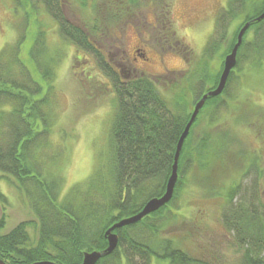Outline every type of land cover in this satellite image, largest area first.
Masks as SVG:
<instances>
[{
  "label": "trees",
  "instance_id": "obj_1",
  "mask_svg": "<svg viewBox=\"0 0 264 264\" xmlns=\"http://www.w3.org/2000/svg\"><path fill=\"white\" fill-rule=\"evenodd\" d=\"M145 1L76 0L84 17L77 24L67 16L64 0H11L13 15L23 13L24 19L18 25L15 40L0 49V172L29 198L36 219L17 222L13 228L2 232L5 225L0 218V258L6 264H29L40 260L80 264L84 251H101L107 246L106 228L122 217L137 213L150 197L163 193L176 142L191 113L184 100V92H168V96L160 91L157 79L148 74L122 80L105 57L103 46L97 43L108 33L116 35L115 29H120L121 23L126 25L137 16L136 11L143 8ZM151 1L155 3V9L163 3V0ZM245 1L237 0L239 8L236 10L231 6L224 9L218 17L214 35L199 53L191 50L174 31L170 19L171 3L165 4L164 18L157 21V27L166 30L161 37L154 36L162 49L164 36L168 46L177 48L183 61L190 62V54L195 56L194 60L202 61L200 65L190 66L187 70L193 73L184 77L191 95L190 104L216 86L219 72L210 71L209 62L217 54L222 59L226 52L231 51L236 32L245 21H249L238 46L236 65L230 71L223 91L217 96H207L198 110L197 117L203 108L208 107V122L212 121L218 108L228 106L227 89L236 68L248 56L253 59L256 54L264 55V18L253 21L263 11L264 0L253 5L254 10L244 15L237 30L230 39L227 38L228 26L244 11ZM39 8L56 23L57 37L61 41L95 58L101 72L109 78L115 96L106 164L97 163L85 184L78 182L65 194H62L64 181L47 169L48 164L58 158V152L45 151L51 141L56 116L54 66L60 62L63 52L57 47L48 59L44 58V24H47L37 22L34 17ZM30 16L35 30L28 46L30 23L27 20ZM251 30L253 41L244 43ZM23 52H27V61ZM254 59L259 61L260 58ZM190 130L179 152L178 178L171 200L140 221L113 229L118 234L117 246L110 254L102 255L95 264H122L120 253H123L125 264H152L153 257L167 264H202L197 257L182 250L174 239L158 237L168 220L166 214L171 204L179 198L185 186V174L191 166L185 144ZM204 142L200 141L196 149L198 157L204 155ZM238 187L239 184H234L230 190L228 188L225 203H231V206L227 205L223 212L224 224L236 234L242 254L239 264H264L263 202L253 191L250 201L232 204ZM0 198L5 199L1 193ZM32 232L36 234L35 238Z\"/></svg>",
  "mask_w": 264,
  "mask_h": 264
},
{
  "label": "rangeland",
  "instance_id": "obj_2",
  "mask_svg": "<svg viewBox=\"0 0 264 264\" xmlns=\"http://www.w3.org/2000/svg\"><path fill=\"white\" fill-rule=\"evenodd\" d=\"M260 1H245L244 11L228 26L227 38L230 39L244 15L251 13L253 5ZM64 2L67 16L78 24L79 19L84 17L79 12L76 0ZM170 3V19L174 31L196 53L201 52L214 35L218 17L223 14L224 9L231 6L236 10L239 5L237 0H163L160 8L155 9V3L146 0L143 8L136 11L138 15L128 25L121 23L120 29H115L116 36L111 43L120 50L123 49L125 56H132L134 46L143 48L147 57L139 56L134 62L141 74L157 79L160 91L168 96V92H184V100L190 111L195 101L194 104L188 102L191 95L187 91V80L180 75H177L175 81L170 80L179 71L175 69L182 67L184 61L177 48L168 46L164 36V50L154 38L158 35L161 37L166 31L163 27H157V21L164 18L165 4ZM12 9L11 0H0V49L15 40L18 25L24 19L23 13L13 15ZM34 17L37 22L47 24L42 23L46 26L44 58L48 59L57 47L63 52L60 62L54 66L56 116L51 129V141L45 151L58 152V158L55 162H50L47 169L53 176L64 181L62 194H65L72 185L78 182L85 184L97 163L106 164L115 96L110 88L109 78L101 72L92 55L61 41L57 37L56 23L42 8L37 10ZM32 18L30 16L27 20L30 23L28 46L35 30ZM139 21L142 23L139 24ZM131 23H135L136 28L142 24L148 26L147 29L141 27L136 34ZM245 38L244 43L253 41L252 30ZM108 42L106 34L97 43L105 50ZM103 53L108 60L106 52ZM189 56L194 67L202 64L198 59L195 61L192 54ZM117 57L119 55L114 54L110 60ZM224 57L225 55L221 59L217 54L209 62V70L213 73L218 71V77ZM255 57L260 58L259 61H254ZM255 57L252 59L248 56L236 68L227 89L228 106L218 108L211 122H208V107L203 108L191 127L185 143L191 164L185 174V186L179 193V198L171 204L166 214L168 220L158 233L160 238L174 239L182 250L197 257L202 264H239L241 261V248L237 244L236 234L228 230L223 219L227 205L231 206V203L225 202L232 185L239 184L232 204L242 200L250 201V196L255 191L264 205V55L256 54ZM23 58L27 61V52H23ZM34 77L37 78L35 71ZM200 141H205L206 146L202 157H198L196 151ZM0 193L5 197L4 200L0 198V218H3L5 225L2 232H7L17 222L36 219L29 198L9 183L1 172ZM32 233L35 238L36 234ZM262 253L264 257V250ZM122 254L120 253L121 261L125 264ZM152 259V264H167L166 261L159 262L154 257Z\"/></svg>",
  "mask_w": 264,
  "mask_h": 264
},
{
  "label": "water",
  "instance_id": "obj_3",
  "mask_svg": "<svg viewBox=\"0 0 264 264\" xmlns=\"http://www.w3.org/2000/svg\"><path fill=\"white\" fill-rule=\"evenodd\" d=\"M264 18V9L261 13L256 15L253 19L254 20H261ZM249 21L244 22V24L241 26V28L238 30L236 34V41L234 45L231 48V51L225 54L224 61H223V66H222V71L218 77V82L216 84V87L213 89L206 90V93H204L201 97H199L191 109V113L189 118L187 119V122L182 129L180 136L178 137V140L176 142V148L174 151V156H173V162H172V167L169 173V177L167 178L165 182V189L160 196H153L150 197L142 206L140 211L137 213L131 214L130 216L127 217H122L120 218L119 221L113 223L110 225V227L105 229L104 236L105 239L107 240V246L102 249L101 251L99 250H91L90 252L84 251L81 263L80 264H95L96 261L101 258L102 255H108L110 254L113 249L117 246L118 244V234L113 230L115 228H120L121 226L124 225H130L131 223L138 222L142 219L143 216L149 215L151 212L158 210L161 208L162 205L166 204L169 200H171L172 193L175 187V183L177 181L178 175H177V161L179 159V152L182 148V143L184 139L188 135V131L193 124L192 122L194 119L197 117L198 110L204 105L205 99L207 96H217V94H220L223 91V88L227 82V77L232 70V68L236 65V53L238 50V46L242 42V36L245 33L246 29L248 28ZM0 264H6L1 258H0ZM29 264H57L52 260H40V261H34V262H29Z\"/></svg>",
  "mask_w": 264,
  "mask_h": 264
},
{
  "label": "flooded vegetation",
  "instance_id": "obj_4",
  "mask_svg": "<svg viewBox=\"0 0 264 264\" xmlns=\"http://www.w3.org/2000/svg\"><path fill=\"white\" fill-rule=\"evenodd\" d=\"M141 23L142 22H140L139 24H141ZM126 25H128V24H126ZM130 26H132L134 28V33L138 34L137 30H140L141 27H143L144 29H147L146 26H148V25L142 24V26H140L139 28H136L135 23H131ZM108 34H109L108 35L109 42H108V44H105L106 45L105 52L108 56V61L110 62V65H113L117 69L119 75H121V79L122 80H130L136 76L142 75L141 72L139 71V68L137 67V65L134 62L137 61L139 56L147 57V56H145V53L143 52V48L134 46L132 49V53H131L132 56H125L123 49L120 50L119 47H116L115 44L111 43V40L114 39L116 35H112L110 33H108ZM114 54L119 55V57H117L115 60L111 61L110 57H112ZM120 54L122 56H120ZM190 66H193V62L184 61L182 67L175 69V70H179V71L177 72L175 77H173V79H170V80H172L171 82L175 81L177 75L178 76L180 75L181 77H185L186 74H189V73L192 74L193 71L187 70Z\"/></svg>",
  "mask_w": 264,
  "mask_h": 264
}]
</instances>
